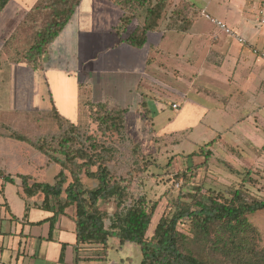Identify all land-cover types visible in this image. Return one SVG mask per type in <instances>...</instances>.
I'll return each instance as SVG.
<instances>
[{"label":"rangeland","instance_id":"1","mask_svg":"<svg viewBox=\"0 0 264 264\" xmlns=\"http://www.w3.org/2000/svg\"><path fill=\"white\" fill-rule=\"evenodd\" d=\"M72 1H9L0 14L1 74H8L6 58L28 61L26 52L34 43L37 33L48 24L59 23ZM258 1L169 0L160 26L161 31H165L173 8L182 3L190 5L187 6L190 8L189 13L195 11L196 21L187 32H164L166 35L163 44L181 45L176 50L178 61H181L177 63L181 64L175 63L181 69V79H175L173 72L169 74L164 71L167 81H164L165 86L156 99L162 111L150 116L153 126L144 112L138 115L131 113L127 116L128 122L120 135L104 134L89 117L92 105L88 104V113L81 112L77 124L65 122L61 129L58 128L57 134L49 137L56 138L74 125L79 130L81 142L84 143L86 138L91 137L100 144L105 149H99L100 154L109 159V170L127 181L125 184L128 185L132 198L141 195L145 196L149 204H157L149 236L160 218L176 212L177 205H186L195 210L196 202L208 203L205 197L207 190L229 197L240 188L247 199H264V59L256 58L234 38L219 34L214 24L203 17L206 12L212 19L224 22L244 39L245 44H256L258 49H262L264 28L255 22ZM142 19L143 12H140L130 29L139 27ZM187 44H191L189 51L185 50ZM209 44H225L228 54L222 58H206ZM167 47L175 49V45ZM241 54L243 58L240 57ZM188 59H192L193 63L187 64ZM243 65L253 67L256 79L252 82H246L242 74ZM5 85L0 82V111H3L2 115L10 117L13 113H8L10 108ZM173 89L186 92L188 99L210 109V113L196 128L172 130L170 134V130L164 127L168 118L175 115L171 109L172 103L179 100ZM65 115L75 116L72 113ZM51 118L42 120L47 127L51 124L56 130V122ZM227 126L230 127L225 130ZM162 130L165 135H155ZM217 135H222V138L218 142L215 140L211 146L213 157L209 164L197 167L203 163L204 158L188 155ZM86 144L89 145V142ZM136 144L138 151L145 156L144 159L136 153ZM239 155L243 160L239 159ZM145 161L150 164L147 169L141 167ZM245 161L248 163L244 164L245 167L251 166L244 168L241 164ZM247 172L250 173V181L243 182ZM178 173L182 176L177 178ZM53 180L54 178H48L47 181L52 183ZM82 182L88 190L96 185L85 177ZM98 208L112 214L116 205L111 201H100ZM70 212L74 215V207L66 210L67 214ZM249 222L257 232L256 248L264 250V211L251 216ZM177 232L190 242L196 253L213 264H236L229 255L224 256L209 249L208 246L217 240L218 235L213 234L207 240L195 241L196 236L188 219L178 223ZM108 246L105 259L99 251H94L93 256L100 258L82 264H140L142 255L137 245H120L116 239H110Z\"/></svg>","mask_w":264,"mask_h":264},{"label":"crops","instance_id":"2","mask_svg":"<svg viewBox=\"0 0 264 264\" xmlns=\"http://www.w3.org/2000/svg\"><path fill=\"white\" fill-rule=\"evenodd\" d=\"M122 14L110 0H79L59 35L38 59V68L35 69L29 60L6 58L8 74L4 76L0 62V82L6 84L8 113H13L8 117L0 111V170L13 179L5 183L0 177V264H82L98 259L93 252L99 246L74 249L73 212L67 214L65 211L55 216L51 223L53 214L38 207L39 196L28 199L21 196L17 176L49 182L48 178L53 179L60 168L28 143L8 138L6 128L27 136L32 142L49 139L58 133V126L56 130L51 124L47 127L42 119L51 118L53 107L66 123L77 124L79 114L88 113V104L97 103L123 109L125 123L129 114L138 115L145 110L152 125L150 116L162 111L156 99L167 81L165 73L173 72L175 79H181V69L177 67L181 64L177 62L181 61L176 51L181 45L163 44L164 32L170 31L160 28L148 34L147 43L140 49L123 43L113 30ZM219 34L225 35L220 31ZM168 45H175V49ZM190 45L187 44L185 50L189 51ZM242 47L256 58L264 59L259 55L264 54V45L262 49L256 44ZM227 54L225 44H209L206 58H222ZM186 62L193 63L192 59ZM242 74L246 82L256 79L249 65H243ZM173 90L179 100L172 103L175 115L168 118L164 127L170 134L172 130L196 128L210 109L188 99L186 92ZM173 105L178 107L174 109ZM69 113L75 116L65 115ZM155 135L165 133L162 130ZM221 138L222 135H217L212 141L218 142ZM240 158L243 160L239 155ZM244 164L248 163L241 164L244 168L251 166ZM27 205L29 210L25 217Z\"/></svg>","mask_w":264,"mask_h":264},{"label":"trees","instance_id":"3","mask_svg":"<svg viewBox=\"0 0 264 264\" xmlns=\"http://www.w3.org/2000/svg\"><path fill=\"white\" fill-rule=\"evenodd\" d=\"M9 1L0 0V14ZM110 1L123 12L113 29L115 36L123 43L140 49L147 43L148 34L160 28L169 0ZM78 3L79 0H73L59 23L48 24L37 33L34 43L26 52L27 60L32 62L35 69L39 66L38 59L59 35ZM187 6L190 7L189 4L182 3L173 8L165 31L184 33L190 30L196 21V14L195 11L189 13L190 8ZM140 12H143L142 24L130 29ZM143 112L148 116L147 111ZM125 114L121 108L110 107L107 103H97L92 105L89 117L102 133L120 135L125 127ZM51 117L61 129L65 119L54 107ZM6 131L8 138L28 143L49 162L59 166L60 170L52 183L38 182L30 176H17L20 180L19 192L27 199L39 196L41 202L38 207L53 214L51 223L55 216L63 215L68 208L74 207L76 239L73 247L76 251L79 246H99L96 251L105 259L109 240L116 239L120 245L132 243L140 248L142 255L140 264H213L200 253H196L190 242L177 232L178 223L188 219L196 236L195 241L207 240L213 234L218 235L217 240L208 246L211 252L229 255L236 264H264V250L256 248L257 232L249 222L251 216L264 211V199H247L240 188L229 197L207 190L205 197L208 203L196 202L195 210L186 205L181 207L177 205L176 212L160 218L149 236L157 204H149L145 196L141 195L132 198L129 187L125 184L127 181L118 178L109 170L107 166L109 159L104 158L99 152V149L102 151L105 149L91 137L86 138L84 143L81 142L79 130L74 125L56 138H40L36 142L9 128H6ZM213 142L200 146L197 151L188 155L204 158L203 163L197 167L209 164L213 157L211 151ZM135 151L144 159L145 156L138 151V146ZM149 166L150 164L145 161L141 167L147 169ZM179 176L182 175L178 173L177 178ZM0 177L5 183L13 181L2 170ZM83 177L94 181L95 187L86 189L82 182ZM244 181H250L249 172L244 176ZM100 201L113 202L116 210L112 214L100 210L98 208ZM28 210L27 205L25 217Z\"/></svg>","mask_w":264,"mask_h":264},{"label":"built area","instance_id":"4","mask_svg":"<svg viewBox=\"0 0 264 264\" xmlns=\"http://www.w3.org/2000/svg\"><path fill=\"white\" fill-rule=\"evenodd\" d=\"M203 17L209 20L214 26L223 34L234 38L241 45H245L244 39L237 35L232 29H230L224 22L220 20L212 19L208 14L203 13ZM255 22L264 28V0H259L257 5V16L255 18ZM253 53L259 54L256 50H253ZM264 58V54H259ZM178 106L173 105V108L176 109Z\"/></svg>","mask_w":264,"mask_h":264}]
</instances>
